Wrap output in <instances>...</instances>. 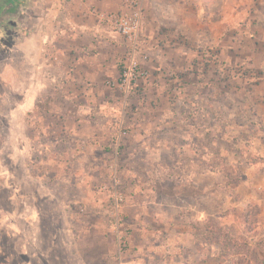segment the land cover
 I'll return each mask as SVG.
<instances>
[{
	"label": "rangeland",
	"instance_id": "1",
	"mask_svg": "<svg viewBox=\"0 0 264 264\" xmlns=\"http://www.w3.org/2000/svg\"><path fill=\"white\" fill-rule=\"evenodd\" d=\"M123 5L15 0L0 10V264H175L194 256V237L209 264L213 220L263 264L264 0H143L129 87L127 39L102 47L106 68L93 58L85 67L68 55L65 21L60 55L44 46L52 57L34 73L26 38L47 45L66 18L116 30L100 16ZM94 219L103 230L86 227ZM90 239L98 248L88 251Z\"/></svg>",
	"mask_w": 264,
	"mask_h": 264
},
{
	"label": "crops",
	"instance_id": "2",
	"mask_svg": "<svg viewBox=\"0 0 264 264\" xmlns=\"http://www.w3.org/2000/svg\"><path fill=\"white\" fill-rule=\"evenodd\" d=\"M151 4V3H150ZM41 16H39L37 19H39ZM42 18V17H41ZM40 18V19H41ZM42 20V19H41ZM66 22V24H70L71 26L68 28L67 31V36L70 39V41L72 43L75 44H69L70 47L67 48V52H69V57L70 58H74V60H76V63H81L85 66V67H90V65L92 64V62L90 61L91 58H93V60L98 61L99 65L97 66V68L99 70H102L103 68H106V66H104L105 64V59L104 57L99 56L101 54V50H103L106 47H117V48H123L126 46V42L124 40V38L121 36V34L114 30L112 27L110 28L109 26L106 25H101V24H85L82 23L81 25L77 24V26L73 25V21H70L68 18H66L65 20H60L57 21L55 25L54 24V30L52 32L51 35L52 38L49 41V44H43L42 40H36L34 41V39H32L30 36L28 38L25 39L23 45H22V49H24L25 51V58L29 63H34L35 67H34V73L40 71V68L43 67V60L44 62H48V58L50 59V57H52V55H43V52H41L43 49V47L45 46V48L47 47L48 49L52 50V54L55 55L56 57H58L60 55V52H54L53 53V49H58L60 48L59 45V40H61V37L64 36V32L63 29H60V24L63 22ZM73 22V23H72ZM38 25V24H37ZM70 30V31H69ZM82 38V42H84L83 45H81V47H79V43H78V39ZM86 40V42H85ZM88 44V45H87ZM87 45V46H86ZM87 47V48H86ZM103 47V49H102ZM92 48L97 49L95 51L92 50ZM55 51V50H54ZM59 51V49H58ZM85 59V60H84ZM92 60V59H91ZM46 66V65H45ZM37 69V70H36ZM52 72V71H51ZM35 89H40L42 88V84H39L36 82L35 85H28L27 90H30L32 88ZM36 99V98H35ZM89 214H92V212H88ZM146 225L144 224H140V222L138 221V223L135 226V229H137L138 231H140L141 233H145V227ZM149 227L151 226L150 224L148 225ZM86 227H91V228H95L98 231H101L104 229V227L102 225H100V223H98L95 219L93 220L92 224L90 226H86ZM112 228V226H111ZM104 234V233H102ZM80 237V236H79ZM106 239V235H102L101 240ZM212 235H210V238L207 239L205 241V245H207V242H209L211 245H216V249L217 251H213L212 253H208L207 256L213 257L214 258V262L209 263V264H222V261L220 260V257L218 256V254L221 251V245L219 242L215 241L212 239ZM182 239V237L180 236V240ZM185 239V237L183 238ZM99 243V242H98ZM194 243L195 246H192L193 248H191V250L193 251L194 256L190 257V258H186V259H181V262L175 263V264H207V262H205L206 260H204L202 257L197 258V255L201 256V252H198V247L202 246L203 242H199L198 240H196L195 242V237H194ZM67 245V250L69 249V245H71V243H66ZM74 246V244H72ZM198 245V247L196 246ZM85 248L89 251L90 249H96L98 248V246L94 243V239H90L88 240V244H85ZM189 248H184V252H187ZM213 249V248H212ZM197 254V255H196ZM107 257H109L108 255H104L102 262H92L93 264H105L104 262V258H106L107 261ZM237 259V258H236ZM147 261V260H146ZM140 263V259L134 257V259H132L131 261H126L123 262L121 261L119 264H125V263ZM226 262L229 264H233L234 260L231 259H226Z\"/></svg>",
	"mask_w": 264,
	"mask_h": 264
},
{
	"label": "built area",
	"instance_id": "3",
	"mask_svg": "<svg viewBox=\"0 0 264 264\" xmlns=\"http://www.w3.org/2000/svg\"><path fill=\"white\" fill-rule=\"evenodd\" d=\"M100 19L109 21L130 44V59L124 64L120 79L122 86L129 87L140 76V68L135 57L140 48V31L143 23V0H124V5L120 11L110 13L107 16L101 14ZM117 226L121 227L119 220H117ZM126 241V235L120 232L118 242L121 251L127 246Z\"/></svg>",
	"mask_w": 264,
	"mask_h": 264
},
{
	"label": "trees",
	"instance_id": "4",
	"mask_svg": "<svg viewBox=\"0 0 264 264\" xmlns=\"http://www.w3.org/2000/svg\"><path fill=\"white\" fill-rule=\"evenodd\" d=\"M228 175V174H227ZM238 181L235 183L233 182V186H237ZM209 231L213 232V240L217 241L221 245V252H226V250L234 251V254L239 255L238 257H246L243 258L241 261H234V264H252L254 261L252 260L251 255L253 252H255V248L253 246H250L248 242H242V240H239L235 235L231 233L230 230L223 227L220 222H217L216 220H213L211 224L209 225ZM256 264H261V262H258L256 260ZM263 263V262H262ZM264 264V263H263Z\"/></svg>",
	"mask_w": 264,
	"mask_h": 264
},
{
	"label": "flooded vegetation",
	"instance_id": "5",
	"mask_svg": "<svg viewBox=\"0 0 264 264\" xmlns=\"http://www.w3.org/2000/svg\"><path fill=\"white\" fill-rule=\"evenodd\" d=\"M15 0H0V10L3 8L4 5L10 4L11 2L13 3Z\"/></svg>",
	"mask_w": 264,
	"mask_h": 264
}]
</instances>
